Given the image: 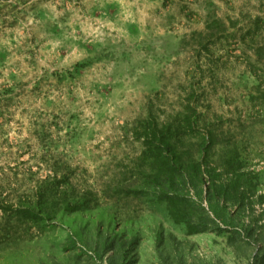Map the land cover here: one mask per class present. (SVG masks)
I'll use <instances>...</instances> for the list:
<instances>
[{"label":"rangeland","instance_id":"374dc122","mask_svg":"<svg viewBox=\"0 0 264 264\" xmlns=\"http://www.w3.org/2000/svg\"><path fill=\"white\" fill-rule=\"evenodd\" d=\"M113 234L264 264V0H0V264H105Z\"/></svg>","mask_w":264,"mask_h":264},{"label":"trees","instance_id":"16d2710c","mask_svg":"<svg viewBox=\"0 0 264 264\" xmlns=\"http://www.w3.org/2000/svg\"><path fill=\"white\" fill-rule=\"evenodd\" d=\"M164 144L168 146L167 142L164 141ZM161 183L159 185V190L161 192V196L166 194V191H173L174 187L185 186L189 182L190 179L187 174H183L182 172H174L172 170L167 171L162 175ZM160 196V197H161ZM173 197H170L171 201ZM175 199V198H174ZM177 212L174 213V218L176 220H184L186 226L188 227L190 232H198L206 229L207 227L214 226L215 217L223 218L224 214V206L214 208V217L211 218L209 215H206V212H197L192 214L188 213L186 209H182L178 207ZM181 218V219H180ZM160 239H163V234H159ZM100 239L93 244H89V248L92 253L98 255L103 258L106 255L105 264H137L139 260V251L137 250L134 243L136 240L134 237L125 238L120 235H100ZM156 252L161 259V264H184V259L181 255L175 257V261H171L168 263L167 260L171 259L169 254H164L162 252L161 247H156ZM168 258V259H167ZM176 262V263H175Z\"/></svg>","mask_w":264,"mask_h":264}]
</instances>
